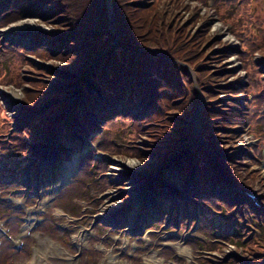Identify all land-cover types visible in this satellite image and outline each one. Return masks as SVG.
Listing matches in <instances>:
<instances>
[{"label": "trees", "instance_id": "obj_1", "mask_svg": "<svg viewBox=\"0 0 264 264\" xmlns=\"http://www.w3.org/2000/svg\"><path fill=\"white\" fill-rule=\"evenodd\" d=\"M255 5L260 14L252 12ZM24 19L40 20L49 30L31 33L28 45L0 39V54H10L0 63V86L21 92L16 102L2 105L0 99V149L11 144L14 152L0 154V174L18 187L29 162L12 160L30 153L35 141L48 135L60 146L78 147L74 134L101 129L98 150L134 158L156 175L149 190L158 194L157 226L165 223L172 196L191 212L197 206L198 227L211 238L224 224L215 222V214L234 211L239 221L227 225L235 232L219 236L245 260L235 254L224 259L220 249L219 263L263 264L264 224L260 236L250 233L238 204L209 186L227 190L231 181L257 188L264 200V179L253 169L264 148V0H213L212 5L209 0H0V29ZM213 19L230 26L238 47L211 33ZM233 55L245 81L226 63ZM73 88L79 92L71 97ZM199 96L201 142L193 139L191 123ZM13 104L16 119L7 115ZM247 130L258 143L239 151ZM57 153L65 157L64 151ZM94 154L88 148L83 174L101 191L112 185L104 176L109 160ZM188 175L191 188L185 184ZM164 177L196 202L163 192ZM240 203L260 214L247 201Z\"/></svg>", "mask_w": 264, "mask_h": 264}, {"label": "rangeland", "instance_id": "obj_2", "mask_svg": "<svg viewBox=\"0 0 264 264\" xmlns=\"http://www.w3.org/2000/svg\"><path fill=\"white\" fill-rule=\"evenodd\" d=\"M209 3L213 4V0H209ZM252 12L260 14L261 9L255 5L252 7ZM211 24L210 31L214 36H220L222 40L235 47L239 46V41L231 33L228 24L217 19H213ZM46 30H49L48 26L40 20L25 19L1 28L0 39L24 45L28 42L31 33H43ZM9 56V53L0 54V63ZM226 63L235 72H239L245 81V73L241 70L236 55L229 57ZM65 71L71 72L68 69ZM72 73L78 76L77 71H72ZM73 90L74 93H71V97L79 92L77 88H73ZM20 96L19 89L13 86L0 87L2 105L8 100L16 102ZM16 108L14 104L7 108V115L12 119L18 117ZM198 120L199 116L194 111L191 123L197 130ZM194 135V140L201 142L198 134ZM80 136L83 138L81 143H86L92 149L100 142L102 132L97 130L89 136L85 134ZM251 136L246 134L243 136L244 144L248 145V148L250 144L258 143L254 138H250ZM2 137L0 134V140ZM245 145L241 146L238 143L239 151L244 150ZM60 149L68 156L62 161H59L56 156L59 147L55 143H51L49 138L32 147L31 152L24 158L28 160L31 167L27 168L20 177L21 189L15 188L10 184L8 177L0 174V221L6 225L7 229V236L0 235V264H46L45 261L48 264H210L211 262L221 264L219 263L220 249L224 252L231 251L230 255H233V246L227 245L222 248L223 242L219 233L222 232L223 235H226L224 229L216 232L215 239L212 241L210 236L202 233L197 227L189 229V227L181 226L169 230L166 221L162 225L165 227L160 229L143 230L142 225H139L143 207H147L150 215L154 216L148 225L158 222L160 214L155 208V198L153 197L151 200L143 195L147 192L148 185L155 175L143 170V164L136 159L102 155L109 160L104 176L113 185L100 192L93 187L95 184L92 183L93 186L89 185L87 190L91 200H85L82 198L83 192L78 179H83L84 157L87 149L81 147L74 150L68 149L66 146ZM5 151L12 155L11 144L7 145ZM5 151L0 149V154ZM259 156L253 169L259 171L264 177V148ZM149 162L153 164L155 160L150 159ZM33 164L37 165L39 170L31 174ZM47 167H50L48 172L51 176L49 180H42V173L45 174L43 169ZM163 170V167H160L158 172ZM30 174L31 178H29ZM65 177H67V181L63 182ZM161 182L163 192L175 193L176 191L180 197L185 194L184 189L177 185L173 186L166 177ZM186 183L188 188L193 185L191 178ZM214 185H210L209 188L213 189V193L220 198L228 193L229 199H236L238 195L235 196L234 192L240 193L232 184L225 192L220 190L222 186L219 184ZM257 192L262 195L258 190ZM125 195L127 199L124 198ZM94 196H97L95 200ZM191 197L188 199H192ZM237 204L241 205V203ZM262 205L264 207V203ZM115 206L117 209H113ZM179 206L181 211L187 209L192 218V212L187 207L188 205ZM31 210L34 212L29 213ZM195 212L198 213L197 206H195ZM107 213L110 216L99 217V215ZM249 215L247 210H243V214L240 216L241 218L248 216V219H251V228L260 226V221ZM253 216H260L261 219H264L262 213L253 214ZM27 217H31L28 222L30 225L28 230L25 229ZM134 217L135 219H133ZM170 219L173 220V216ZM178 219V217L175 219V223L178 222ZM215 220L221 223L226 221L224 217H218L216 214ZM229 220L236 224L239 217L233 211ZM254 235L256 236L257 233ZM38 236L47 237L53 244L59 245L62 250L58 256H52V251L48 247L50 242L39 240ZM79 237H82V241L79 242L81 247L79 244L76 245V240ZM202 243L204 248L200 247ZM17 245H20L19 248ZM43 256H47L46 260L42 259ZM243 256L238 252V259Z\"/></svg>", "mask_w": 264, "mask_h": 264}, {"label": "bare ground", "instance_id": "obj_3", "mask_svg": "<svg viewBox=\"0 0 264 264\" xmlns=\"http://www.w3.org/2000/svg\"><path fill=\"white\" fill-rule=\"evenodd\" d=\"M195 130L197 131V128L195 127ZM195 131V133L197 134V132ZM195 136V135H194ZM111 168H116V167H111ZM67 180V177H65L64 178V181H66ZM113 209H117V206H115ZM32 212H34V210H31V211H29V213H32ZM111 212V211H110ZM108 216H110V214H101V215H99V217H108ZM133 219H135V217L133 218ZM26 227H29L30 225L28 224V222H30V220H31V217H27L26 219ZM39 240H44V241H47L49 244H48V247L51 249V254H52V256H58V253L60 252V250H61V247L59 246V245H55V244H53V242H51V240H49L47 237H40V236H38L37 237ZM43 257H47V256H43ZM156 264V263H155Z\"/></svg>", "mask_w": 264, "mask_h": 264}]
</instances>
